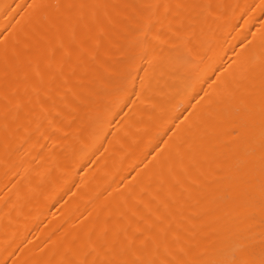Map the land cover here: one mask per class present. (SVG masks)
<instances>
[{
    "label": "bare ground",
    "instance_id": "6f19581e",
    "mask_svg": "<svg viewBox=\"0 0 264 264\" xmlns=\"http://www.w3.org/2000/svg\"><path fill=\"white\" fill-rule=\"evenodd\" d=\"M0 264H264V0H0Z\"/></svg>",
    "mask_w": 264,
    "mask_h": 264
}]
</instances>
